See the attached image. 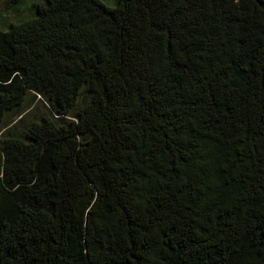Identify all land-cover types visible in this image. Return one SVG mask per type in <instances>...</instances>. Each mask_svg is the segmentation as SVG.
Listing matches in <instances>:
<instances>
[{
    "label": "trees",
    "instance_id": "trees-1",
    "mask_svg": "<svg viewBox=\"0 0 264 264\" xmlns=\"http://www.w3.org/2000/svg\"><path fill=\"white\" fill-rule=\"evenodd\" d=\"M3 2L0 264H264V0Z\"/></svg>",
    "mask_w": 264,
    "mask_h": 264
},
{
    "label": "rangeland",
    "instance_id": "rangeland-1",
    "mask_svg": "<svg viewBox=\"0 0 264 264\" xmlns=\"http://www.w3.org/2000/svg\"><path fill=\"white\" fill-rule=\"evenodd\" d=\"M4 0H0V10L6 8V4L3 2ZM15 4H11L9 7H7L11 12L14 8ZM13 18V17H11Z\"/></svg>",
    "mask_w": 264,
    "mask_h": 264
}]
</instances>
